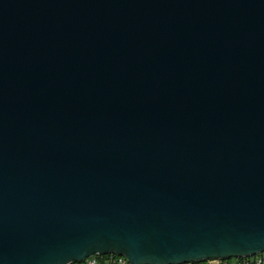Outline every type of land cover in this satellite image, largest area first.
<instances>
[{
  "label": "water",
  "instance_id": "water-1",
  "mask_svg": "<svg viewBox=\"0 0 264 264\" xmlns=\"http://www.w3.org/2000/svg\"><path fill=\"white\" fill-rule=\"evenodd\" d=\"M264 252V0H0V264Z\"/></svg>",
  "mask_w": 264,
  "mask_h": 264
},
{
  "label": "snow or ice",
  "instance_id": "snow-or-ice-1",
  "mask_svg": "<svg viewBox=\"0 0 264 264\" xmlns=\"http://www.w3.org/2000/svg\"><path fill=\"white\" fill-rule=\"evenodd\" d=\"M119 259V258H118ZM73 264H79L78 261ZM125 264H128L125 258ZM184 264H257L254 257L240 258L236 255L230 256H206L200 259H188ZM261 264H264V257H262Z\"/></svg>",
  "mask_w": 264,
  "mask_h": 264
},
{
  "label": "built area",
  "instance_id": "built-area-1",
  "mask_svg": "<svg viewBox=\"0 0 264 264\" xmlns=\"http://www.w3.org/2000/svg\"><path fill=\"white\" fill-rule=\"evenodd\" d=\"M253 257L257 261V264H261L262 257H264V252ZM125 258V256L115 253L95 254L91 257H88L83 262H79V264H125ZM126 260L128 264H131L127 258Z\"/></svg>",
  "mask_w": 264,
  "mask_h": 264
}]
</instances>
